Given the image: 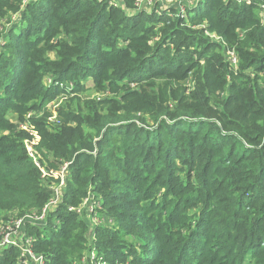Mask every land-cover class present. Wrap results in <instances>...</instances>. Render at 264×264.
Masks as SVG:
<instances>
[{
    "label": "trees",
    "instance_id": "obj_1",
    "mask_svg": "<svg viewBox=\"0 0 264 264\" xmlns=\"http://www.w3.org/2000/svg\"><path fill=\"white\" fill-rule=\"evenodd\" d=\"M59 97L33 143L20 104ZM19 219L46 264H264V0H0V239Z\"/></svg>",
    "mask_w": 264,
    "mask_h": 264
},
{
    "label": "rangeland",
    "instance_id": "obj_2",
    "mask_svg": "<svg viewBox=\"0 0 264 264\" xmlns=\"http://www.w3.org/2000/svg\"><path fill=\"white\" fill-rule=\"evenodd\" d=\"M214 36V35H212ZM45 82L47 85L54 83V79L52 78V76H47L45 78ZM88 83H92V81H89ZM172 87L168 90V89H162L161 91V96H164L166 94H178L180 91H183L184 88H188L189 85H192V82L190 79L185 80V79H174L170 81V84H172ZM64 84V83H63ZM57 85H59L61 88V84L58 83ZM64 87V86H63ZM108 92H94L91 97L97 96V97H104V95H106ZM113 95V94H112ZM72 97V96H70ZM83 97H86V95H83ZM62 99L57 98L56 100H51V102L49 104L46 105V108H41V109H32V107H34L35 104L34 100H27L26 102L20 104V112L23 113V116L26 117V122L24 127H29L31 132L34 134V140L32 141L35 144H38V142L41 140V130L37 127V125L35 124L36 120L41 118V117H46L47 121L53 122V124H62L63 121L61 120V118L58 117V107L62 105ZM168 102L164 101V103L166 104ZM31 107V108H28ZM40 108V107H39ZM12 120L15 123L19 122V116L16 113H12ZM28 147L31 149V147L28 145ZM61 170V166L60 168L57 170L55 169V175H53L54 179L52 182L53 186H58L60 184V186H62L64 183L61 182V178L59 177L61 175V173H59V171ZM61 182V183H60ZM65 189V188H64ZM58 202V201H57ZM89 203L91 202L90 200L88 201ZM57 204V203H56ZM34 221H36L37 219H33ZM39 220L40 217H39ZM94 220H98V217H95ZM9 237V242L5 243L3 245H0L1 250H4L6 247L8 248L11 244L16 243L17 241L14 238V236L12 235H7ZM12 241V242H11ZM19 246V248L21 249L22 252H24V250L26 249V245L24 244H17ZM4 248V249H3ZM28 249V248H27ZM33 260V258H32ZM34 261V260H33ZM35 263V262H34Z\"/></svg>",
    "mask_w": 264,
    "mask_h": 264
},
{
    "label": "built area",
    "instance_id": "obj_3",
    "mask_svg": "<svg viewBox=\"0 0 264 264\" xmlns=\"http://www.w3.org/2000/svg\"><path fill=\"white\" fill-rule=\"evenodd\" d=\"M234 54V53H233ZM232 62L234 63V64H236L237 63V59H236V57H235V54H234V56H233V58H232ZM30 149V148H29ZM31 150V149H30ZM68 167H69V163L67 162V163H64L63 165H61V170L59 171V173H61V175L59 176L60 178H61V182H63L64 184L62 185V186H60V184L58 185V186H53V188H54V197H53V199L50 201V205H54V204H56L57 203V201L59 200V198H60V196H61V193H62V191H63V189L65 188V186H66V176L69 174V171H68ZM52 174H56L55 172H53V173H50V172H47V171H45V170H43V177L44 178H46V176L47 175H52ZM60 182V183H61ZM86 203H84V205H85ZM91 210H93L94 211V208H92L91 207ZM78 211H79V209H78ZM44 213L41 215V216H39L40 217V219H42L43 217H44ZM96 215V214H95ZM39 217H34V218H36L37 220L39 219ZM95 217H97V216H94L93 217V220H94V218ZM21 219H19L15 224H14V227H9L10 229H9V231L8 232H4V235H3V237L0 239V245H3V244H5V243H8L9 242V237L7 236V235H12V236H16V230H14L15 228H18V227H20V224H21ZM96 221V220H95ZM17 241V240H16ZM12 242V241H11ZM17 244H19V241H17ZM16 243H13V244H11L9 247H11V246H18ZM7 248V247H6ZM5 248V249H6ZM28 247H26V249L24 250V252L25 253H27V255H29L30 256V258H33V260H34V262H35V264H46L45 263V260L43 259V256H40V255H35L29 248L27 249ZM1 249V248H0ZM4 249V248H3Z\"/></svg>",
    "mask_w": 264,
    "mask_h": 264
}]
</instances>
